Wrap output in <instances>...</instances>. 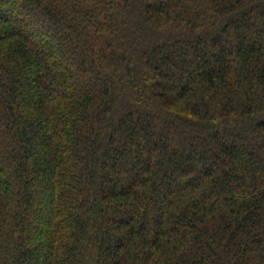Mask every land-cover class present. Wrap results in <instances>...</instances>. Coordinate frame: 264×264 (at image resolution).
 <instances>
[{
  "label": "trees",
  "instance_id": "1",
  "mask_svg": "<svg viewBox=\"0 0 264 264\" xmlns=\"http://www.w3.org/2000/svg\"><path fill=\"white\" fill-rule=\"evenodd\" d=\"M0 264H264V0H0Z\"/></svg>",
  "mask_w": 264,
  "mask_h": 264
}]
</instances>
